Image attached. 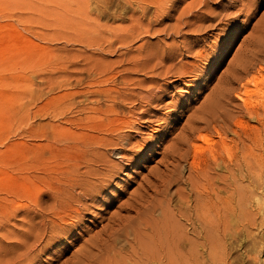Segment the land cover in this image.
I'll list each match as a JSON object with an SVG mask.
<instances>
[{"label":"rangeland","instance_id":"rangeland-1","mask_svg":"<svg viewBox=\"0 0 264 264\" xmlns=\"http://www.w3.org/2000/svg\"><path fill=\"white\" fill-rule=\"evenodd\" d=\"M151 7L133 0H0V191L23 195L29 184L20 180L31 177L30 164L45 161L49 169L66 156L79 159L66 152L82 141L79 126L94 130L86 139L110 144L99 151L121 167L77 221L76 236L35 264H80L87 251L92 259L85 264H171L173 237L184 256L179 264H264V7L259 0ZM210 112L223 123L204 127L201 118ZM108 117L129 126L114 131ZM249 135L257 138V157L249 168L235 165L232 157L244 149L238 141ZM216 153L227 167L220 160L209 165ZM202 168L204 181L192 174ZM13 194V207L29 204ZM195 199L218 208L199 221ZM226 206L223 220L216 211Z\"/></svg>","mask_w":264,"mask_h":264},{"label":"bare ground","instance_id":"bare-ground-1","mask_svg":"<svg viewBox=\"0 0 264 264\" xmlns=\"http://www.w3.org/2000/svg\"><path fill=\"white\" fill-rule=\"evenodd\" d=\"M133 1L140 4L142 8L150 5L154 8H158V9H162V10L164 9L166 3L168 2V0H133ZM162 14H164V13H162ZM158 15H159V13H158ZM133 22L135 23V21H133ZM135 26L137 27V25H135ZM134 29H136V28H134ZM111 46H112V43L110 44V46H108V49H111ZM106 83H108V81L106 82V80H105V85H106ZM110 83H111V81H110ZM89 92L91 93V91H89ZM131 93H132V91H131ZM105 94L106 93H104V95ZM81 95H83V94H81ZM104 98H106L110 103H112L114 101V98L111 99L110 94L105 95ZM106 99H104V100H106ZM238 100H240V99H238ZM110 106H112V105H110ZM83 108L85 109V107H83ZM133 113H134V110L131 109L128 113H126L127 117H125V118H129L131 116V114H133ZM254 113L255 112L253 111V113L251 112V113H249V115H252V117H253ZM81 114H83V113H81ZM123 114H125V113H123ZM113 115H115V114H113ZM201 116H202V114H201ZM105 117H106V115H105ZM114 118H116V117H114ZM257 118H260V117H257ZM82 119H84V118H82ZM201 120H202V122H201L202 125L204 127H208V124L210 122L212 124H220L223 121V115H221V114L217 115L216 113L213 114L212 112H210L209 114L203 115ZM106 121L108 122L109 125L114 124V126H113L114 131H121L122 129H124L123 128L124 126H129L128 122L117 121L116 119H115V121L113 120L114 121V123H113V121L109 120V117H108V119H106ZM226 122H227V120H226ZM76 123H77V121H76ZM85 123H87V122H85ZM229 123H231V122H229ZM229 123H228V125H230ZM87 124H89V123H87ZM80 125H81V123H80ZM231 126H233L232 123H231ZM262 126H263V124H262ZM79 127H80L79 129L83 132V134H82L83 136L81 137L82 141L81 140L77 141L72 145H68V148H66V152L68 154L73 155V153H75V155H77V154L81 155V157H79V159L76 158L75 160L71 161L69 156H66L65 158L67 160L65 162H62L61 166L59 165V163H57L55 166L54 165L50 166L49 169L45 168V165H46L45 161L34 163V165L30 164L28 169H31L33 166V170H34V171L32 170L33 173L31 174V177L26 176L24 178H21V180H20V182H22L23 184H27V185L29 184V186H30V187L28 186V188L23 189V191H24L23 195H20V194L17 195V194L11 193L10 188H4L2 191H0V194L2 195V197H0V204H1L0 205V264H35V262L43 256V254L46 255L47 251H50L52 248H55V247H57V248L61 247L62 246L61 242L63 241V239L65 237L69 238V237L76 236V234H75L76 231H75L74 227L78 223L77 221H80V219L89 211V209H92L94 207L95 202L98 201V198L102 195V190H103V186H105L104 185L105 182L107 183L108 181H110L109 179L114 175L112 173L114 171H118L121 169V167L119 166L118 163L113 164V163H109L108 161H106L104 159L105 155L99 151V149L101 147L110 146V144L99 145L98 143H95V141H93L92 137L86 139L85 138L86 134H87L86 132L89 130H92V131H94V130L92 128H87L84 126H79ZM214 127H216V126H214ZM220 128H221V126H220ZM233 134H235V133H233ZM254 135L256 136L258 134H254ZM238 137H239V135H238ZM249 137H250V135H249ZM249 137H246V138L243 137L240 141H238V142L242 143V146L244 147V149H243V151L242 150L237 151L235 156L232 155L233 157L231 160L234 162L235 165H240L241 162H243L245 164V166L249 168V167H251L250 166L251 162L253 163L254 160L256 159L257 156H256V154H254L252 152V150L255 149L257 138L254 140V138H252V137L249 138ZM240 138H241V136H240ZM69 142H70L69 144H71L73 141L72 142L69 141ZM248 142L250 144L253 143L252 146L254 145V148L247 147L246 143H248ZM257 147H259V146H257ZM212 149H210V151ZM220 149H222V148H220ZM62 151H63V149H62ZM213 151H215V150H213ZM58 152H59V150H58ZM217 152H218V150H217ZM224 154H225V152H224ZM224 154H222V155H224ZM79 155H77V156H79ZM222 155L217 154L216 156H214L213 154H211L209 156V159H210L209 165L216 164V162L220 160L221 163H223V165L227 167V164L229 161L225 162V160L223 158L225 156H222ZM52 158H56V157L52 155ZM123 158H124L123 156H120L116 159L123 160ZM204 158L206 159V157H204ZM207 162H208V160H207ZM198 166H200V165H198ZM198 166H196V167H198ZM213 169H212V171H213ZM191 172H192V170H191ZM192 174H194V177L197 178L198 180H203L205 173H204L203 168H202L201 171L193 169ZM192 174L189 175L188 180L190 181V184H191L190 186H191L192 190L197 192V187H196L197 185L195 186L194 182L192 181V179H193ZM198 189H199V187H198ZM37 190L40 192H38ZM209 192L211 193L212 191L209 190ZM12 194H13V197L15 199H22V200H24V202L29 203V204L28 205H20L18 207H13L15 201L13 199H11L10 195H12ZM209 196L208 195L204 196L203 194H200L199 196H196V197H199V198L204 197L205 199L209 200ZM198 201H199L198 199L194 200L193 207H194V211H195L194 212L195 216L197 217V220H199V221H201V218H203L206 214L209 213L210 207H212L214 209L218 208V207H215V204L209 203V201H204V199H203V201H204L203 203H200ZM223 205H225V204H223ZM189 209L191 210V208H189ZM227 210H228L227 206L224 207V209L222 208L221 211H218V209H217L216 212L218 214L216 213L217 214L216 216L219 217L220 216L219 212H222V214H223L222 219L224 218L223 220H225L226 214L224 212H226ZM162 214H164V212ZM161 217H164V216H161ZM118 219H119V216H118ZM12 221H14V222H12ZM221 222H224V221H221ZM204 223H206V222H204ZM119 228L122 229V226L120 225ZM109 229H110L109 235L113 234L115 236L116 234H115L114 228L111 227ZM120 229H119V231H120ZM191 231L193 232L194 229L192 228ZM184 233H185V231H184ZM109 238H110V236H109ZM135 238H137V237H135ZM6 240L8 242L4 243ZM106 240H107V238H106ZM55 243H57V244H55ZM172 243H173V246L175 249V251L173 250V252H174L173 258L171 257L167 260L170 261V259L171 260L173 259L175 262L171 263V264H179V262H182V258L184 257V256L182 257L180 254L177 253L178 252L177 248H179V238L173 237ZM95 245H96L97 250L103 249L105 247V243L103 242V240L100 241L99 243L95 244ZM149 257L150 256L148 254H144V258L148 262H149ZM89 259H92L91 258V252L87 251V253L84 252V254L80 258L79 262H80V264H85V263H87V261Z\"/></svg>","mask_w":264,"mask_h":264},{"label":"snow or ice","instance_id":"snow-or-ice-1","mask_svg":"<svg viewBox=\"0 0 264 264\" xmlns=\"http://www.w3.org/2000/svg\"><path fill=\"white\" fill-rule=\"evenodd\" d=\"M259 4L264 7V0H259ZM103 194V193H102Z\"/></svg>","mask_w":264,"mask_h":264}]
</instances>
